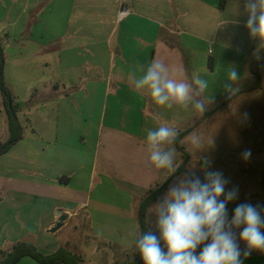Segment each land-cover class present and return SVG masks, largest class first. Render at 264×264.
<instances>
[{
	"label": "crops",
	"instance_id": "obj_1",
	"mask_svg": "<svg viewBox=\"0 0 264 264\" xmlns=\"http://www.w3.org/2000/svg\"><path fill=\"white\" fill-rule=\"evenodd\" d=\"M3 2L5 81L18 105L24 135L0 156V251L8 253L25 243L44 255L62 249L79 257L73 242L59 237L76 230L109 243L118 256L126 254L128 261L119 264L129 262L139 233V205L160 182L161 170L148 166L147 130L158 127L168 109L134 90L128 74L153 59L169 64L177 78H191L189 65L191 75H202L206 66L213 70L218 60L214 51L206 52L209 61H202L199 69L195 53L216 43L224 12L242 10L244 0H39L30 22L29 0ZM123 6L131 15L118 22ZM252 52L251 48L244 53L231 50L227 56L233 67L236 62L245 65L244 71L238 65L239 77L247 72L255 82L261 75L250 64ZM24 80L22 97L18 90ZM260 82L257 88L240 85L236 95L218 96L215 101L217 112L225 105L228 110V179L241 157L237 149L242 139L243 149L251 150L249 160L241 157L243 172L254 176L249 175L254 178L249 188L262 190L250 192L244 203L251 204L248 198L254 195L257 206L264 209V125L250 145L253 122L245 115L237 117L239 104L245 108L251 96L263 94L264 82ZM33 102L37 104L26 107ZM96 107L102 110L97 131L77 115ZM107 109H111L108 118ZM179 109L180 118L171 124L182 132L178 125L188 119V110ZM147 110H152V117ZM214 131L220 140L218 124ZM7 138L0 94V140ZM60 213L67 218L52 233ZM233 213H228L229 219ZM238 242L243 250L245 244ZM241 260L264 264V253L253 251ZM16 264L40 263L26 256Z\"/></svg>",
	"mask_w": 264,
	"mask_h": 264
},
{
	"label": "clouds",
	"instance_id": "obj_2",
	"mask_svg": "<svg viewBox=\"0 0 264 264\" xmlns=\"http://www.w3.org/2000/svg\"><path fill=\"white\" fill-rule=\"evenodd\" d=\"M240 14L247 18L245 28L250 38L264 49V0H244ZM238 80L235 67L229 68L224 85L229 97L239 91L234 87ZM128 81L134 90L166 109L176 106L203 116L211 103L205 95L208 82L199 72L192 73L190 79L177 78L175 69L160 59L138 65L129 72ZM178 135L177 128L166 121L147 130L148 166L168 170L173 177L163 195L149 206L152 227L135 237L134 248L142 264H243L242 255L247 258L253 251L264 253V209L242 203L229 219L227 204L236 199L237 190L225 192L228 182L222 173L206 171L203 181L191 170L176 175L173 145ZM213 143V137L205 140L195 133L190 137L196 153ZM241 157L249 160L251 150L245 149ZM209 166L205 159L202 169ZM238 240L245 244L243 250Z\"/></svg>",
	"mask_w": 264,
	"mask_h": 264
},
{
	"label": "rangeland",
	"instance_id": "obj_3",
	"mask_svg": "<svg viewBox=\"0 0 264 264\" xmlns=\"http://www.w3.org/2000/svg\"><path fill=\"white\" fill-rule=\"evenodd\" d=\"M28 1V0H27ZM48 0H45L47 2ZM39 3V0H29V9H28V19L30 22V14L33 13L35 10L36 5ZM233 6V5H232ZM3 7L4 2L3 0H0V42H4L6 39V30L7 26L5 23V20L3 17ZM240 11L237 10L236 12H231L228 14V10L224 12L223 15V23L221 24V27L218 32V39L216 43L213 45H210L208 48L203 46L198 48V51L195 53V57L197 58L196 65L199 69L200 65L203 64V62L208 63L209 58L206 57L207 51H210L209 55H212L213 51L215 52V55H218V60L214 66V69L211 70L207 66L205 69H202V75L201 78L205 79L208 82V89L205 92V95L210 99L211 103L208 106V110L203 114V116L196 115L193 111L188 110V119L186 121L181 122V126L178 125V129L182 132L191 129V132L187 135L185 139L182 140V145L185 148L186 153L182 154L177 149V159H176V167L177 171L184 165L185 171L191 170L195 172V175L198 176L202 181L204 179V175L206 171H212V172H220L223 175V178L227 180V184L225 185V192L236 189L237 190V197L232 202L230 201L227 204V210L228 213L234 211L235 207L241 203H244V200L247 195L252 192V194L255 195V193H261L262 190L259 189H250V186L254 185V178L251 180L249 178V175L253 174H247L243 172V161L241 157L237 159V162L234 164L233 171L230 174V180L228 179V157H227V149H228V142H227V106L220 108L219 112L217 107V101H215L216 97H228V95L224 91V85L225 83H228L227 81V74L228 69L233 67V62L228 60L227 53L232 50V52H238V53H244L247 51V49H252V60L250 61V64L254 70V72H259L261 77H258V80L255 82H251V78L249 75H247V72L243 77H239V80L234 85V87H240V85L249 84V87L257 88L260 86L261 82L260 79L264 82V52L258 51V41L253 40L250 38L249 33L247 29L245 28L246 24V16L243 14H240ZM250 38V41L247 42L246 39ZM255 47V50H254ZM257 51V52H254ZM215 57V56H214ZM205 59V61H204ZM261 59V60H260ZM203 61V62H202ZM11 62V61H10ZM7 63V60H6ZM10 63L8 62V65ZM236 70H239L238 65L241 64L242 71H244L243 63L236 62ZM13 65H11L12 67ZM250 67V66H249ZM14 68V67H12ZM18 69V68H17ZM192 66L189 65V77L192 76ZM16 72V71H15ZM4 77H5V70H4ZM27 82L20 81L19 83V95L22 97L25 96V89H26ZM24 95V96H23ZM257 96V97H256ZM95 101L97 98L94 99ZM25 104V103H24ZM37 103H27L26 107H33ZM111 109H107L106 117L108 118L110 114ZM184 111V110H183ZM182 111V119L184 118V112ZM214 112L216 113V117L213 118ZM245 112V113H244ZM102 110L94 108L92 110H79L77 115L79 118L85 117L88 124L93 126V129L97 131L98 129V123L97 119L101 116ZM149 117L153 116L152 110H147L146 113ZM248 116L252 120V125L250 132L248 135H250V145L252 144L253 139H258L260 137V126L261 123L264 125V92L262 95H255L251 96V100L246 103V107L244 108L243 104H239L237 108V117H243ZM162 120L166 121L168 123H172L175 119L180 118V109L179 108H172L165 110V114L161 115ZM181 119V120H182ZM161 120V118H160ZM218 124V128L220 129V140L218 137V134L213 132V129L215 125ZM86 125V124H85ZM103 125V124H102ZM101 125V126H102ZM89 126V125H88ZM106 127V125H105ZM198 134L202 136L205 140H207L210 137H213V145L210 147H206L204 150L200 152H195L191 145H190V137L192 134ZM242 133V132H240ZM247 134V133H246ZM264 135V134H262ZM174 146V145H173ZM243 142L242 139L240 141V150L237 149L240 153L243 152ZM207 159L210 161V166L207 168L202 169V165L204 164V160ZM183 173V172H182ZM181 174V173H180ZM160 182L159 185L155 186L153 188L156 189L158 187L163 186L167 182L170 181V179L173 177V174L170 173L168 170H161L160 171ZM179 175V174H178ZM248 177V179H247ZM254 177V176H253ZM246 181V184H245ZM165 192V191H164ZM163 192V193H164ZM163 195V194H162ZM161 195V196H162ZM252 195V197L249 196L248 199L252 200V205L257 206L256 199L258 197H255ZM160 196V197H161ZM159 197V198H160ZM224 197L221 196V199ZM236 203V204H235ZM139 211V210H138ZM149 220V216H147ZM147 224L152 227L151 224L147 221ZM149 228V227H148ZM60 238L68 237L70 241L73 242L75 245V248L77 250L76 254L80 257L81 262L80 264H119L120 261H128V258H126L125 255L118 256L117 251L114 247H112L109 243H105L101 240H95L93 238L87 237V234H80L76 230L65 231L59 235Z\"/></svg>",
	"mask_w": 264,
	"mask_h": 264
},
{
	"label": "trees",
	"instance_id": "obj_4",
	"mask_svg": "<svg viewBox=\"0 0 264 264\" xmlns=\"http://www.w3.org/2000/svg\"><path fill=\"white\" fill-rule=\"evenodd\" d=\"M6 58L3 48V44L0 42V94L3 101V109L6 117L7 129H8V138L6 140H0V156L8 153L12 147H14L18 142L23 139L24 130L18 118V105L15 103V98L6 84L4 77ZM191 132V129L184 132H179L177 140L175 142L176 149L185 154V148L182 145L183 138ZM185 172L184 165L176 172V175ZM172 179V178H171ZM164 184L161 187H158L154 190H151L145 197L142 199L139 205L138 212V226L139 233L141 231L149 230L147 224V216L149 212V206L156 202L163 192L167 189L168 183ZM0 264H16L23 257L29 256L39 262L40 264H80L81 259L76 255H72L65 250H59L51 255H44L38 252L34 247L27 245L25 243L16 244L11 252L0 251ZM122 264H142L139 254L133 248L132 259L129 262Z\"/></svg>",
	"mask_w": 264,
	"mask_h": 264
},
{
	"label": "built area",
	"instance_id": "obj_5",
	"mask_svg": "<svg viewBox=\"0 0 264 264\" xmlns=\"http://www.w3.org/2000/svg\"><path fill=\"white\" fill-rule=\"evenodd\" d=\"M131 15V10L128 7H121L117 13V20L121 22Z\"/></svg>",
	"mask_w": 264,
	"mask_h": 264
},
{
	"label": "water",
	"instance_id": "obj_6",
	"mask_svg": "<svg viewBox=\"0 0 264 264\" xmlns=\"http://www.w3.org/2000/svg\"><path fill=\"white\" fill-rule=\"evenodd\" d=\"M66 218L67 217L65 215H63V214L60 213L58 222L56 223V225L53 228H51L50 231L52 233L55 232V231H57L63 225V222L66 220Z\"/></svg>",
	"mask_w": 264,
	"mask_h": 264
}]
</instances>
